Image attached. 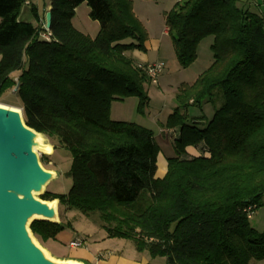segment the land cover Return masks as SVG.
<instances>
[{
  "label": "trees",
  "instance_id": "1",
  "mask_svg": "<svg viewBox=\"0 0 264 264\" xmlns=\"http://www.w3.org/2000/svg\"><path fill=\"white\" fill-rule=\"evenodd\" d=\"M24 3L0 0V100L14 89L27 127L72 158L68 193L42 199L98 213L107 238L131 240L164 264L263 261L264 231L249 215L264 206V11L253 13L241 0H183L165 13L182 67L196 60L203 38L214 43L211 66L178 88L168 126L181 125L172 140L179 155L160 178L152 131L110 118L114 101L137 98L140 110L148 102L149 78L126 55L147 40L133 1L50 0L49 41L39 25L19 20ZM83 3L100 24L95 38L72 24ZM203 103L218 106L212 119L185 124L179 111ZM186 144L198 156H186ZM65 227L43 219L30 225L42 244Z\"/></svg>",
  "mask_w": 264,
  "mask_h": 264
},
{
  "label": "rangeland",
  "instance_id": "2",
  "mask_svg": "<svg viewBox=\"0 0 264 264\" xmlns=\"http://www.w3.org/2000/svg\"><path fill=\"white\" fill-rule=\"evenodd\" d=\"M19 20L26 23H31L40 28V34L43 35L45 31L44 19L46 13V5L49 0H24ZM133 12L142 24L146 31L147 40L150 37L159 39L158 48L146 47L141 50L142 53H147L151 62L160 61L163 63V72L158 79V84L146 85V92L148 102L141 110L140 103L137 98H128L124 101H114L110 106V118L115 121L134 123L152 131L155 141L158 146L157 151V177H163L166 172L167 161L169 158L177 157L176 149L172 140L177 138L180 124L175 125L174 129L168 126L169 116L174 113L178 106L176 94L178 88L184 84L193 83L197 77L207 70L213 62L212 45L214 38L207 36L199 43L197 48V58L189 67H182L174 52L172 38L170 35H164L165 30V13L174 8L177 3L176 0H132ZM31 5L38 8L40 20L37 22L36 16L32 12ZM90 8L86 3L81 4L75 12L72 19V24L78 31L95 38L100 31V24L90 18ZM135 50L126 52L127 56H131ZM1 59V56H0ZM136 63V62H135ZM15 72L13 76H18ZM1 101H5L4 105L15 107L19 101L15 95L14 89L5 93L1 97ZM3 104V103H2ZM220 104V103H219ZM218 104V105H219ZM212 103H203L201 107L189 106L187 110H180L179 114L184 116V123L188 125L202 124L212 119L215 109ZM17 108V107H16ZM41 143L51 147V153H45L38 146H34L33 151L37 155L42 169L50 171L54 174L53 178L47 182L45 188L34 195V199L45 201L42 199L46 192L66 195L71 188L72 180L68 173L71 168L72 158L70 153L58 144L53 139L40 134ZM186 156H198L199 151L192 144L184 146ZM58 206V221L66 224V227L61 231L55 239L47 241L45 244L39 242L29 232L31 241L39 249H44L51 258L58 262H66L69 258L78 252H82L83 248H74L70 246V242L80 238L85 241L88 249L96 243L102 244V237L106 236V232L102 227L99 214L87 215L78 209H67L61 207L57 201ZM250 224L256 230L264 231V206L256 210L249 220ZM69 224V225H68ZM31 230V229H30ZM107 238V237H106ZM117 245L128 244L131 249H135V245L131 240L115 239ZM110 243H104L102 246L106 247ZM101 246V245H100ZM137 251V250H136ZM138 252V251H137ZM159 264L165 262V258L156 259ZM250 264H264L263 261L252 260Z\"/></svg>",
  "mask_w": 264,
  "mask_h": 264
},
{
  "label": "water",
  "instance_id": "3",
  "mask_svg": "<svg viewBox=\"0 0 264 264\" xmlns=\"http://www.w3.org/2000/svg\"><path fill=\"white\" fill-rule=\"evenodd\" d=\"M52 24L51 8L45 14V27ZM0 108V264H49L41 249L31 241L34 220H51L53 213L40 200L30 199L42 182L54 174L40 166L28 140L30 132L22 111L2 104ZM52 173V175L50 174ZM35 216H38L37 218ZM66 263V262H64Z\"/></svg>",
  "mask_w": 264,
  "mask_h": 264
},
{
  "label": "crops",
  "instance_id": "4",
  "mask_svg": "<svg viewBox=\"0 0 264 264\" xmlns=\"http://www.w3.org/2000/svg\"><path fill=\"white\" fill-rule=\"evenodd\" d=\"M242 4H244L250 11L256 14H262L264 11V0H241ZM48 4L46 5V10L48 11L50 7V0L47 1ZM46 11V13H47ZM45 13V14H46ZM164 35L168 34L167 28L163 31ZM146 42V47H152L157 49L159 39L155 37H150ZM145 47V48H146ZM138 66H145L149 64L156 63L155 61L151 62L149 59V55L147 53H142L139 50H135L133 54L130 56ZM160 62V61H157ZM162 63V62H161ZM58 211V206H57ZM58 213V212H57ZM54 220L53 222H57ZM102 244L96 243L92 249H88L86 247H82L84 250L82 252H78L77 254L71 256L68 261L66 262H73L76 264H159L156 259L151 258L146 253L137 252L135 249H131L128 244H121L117 245L114 242L115 239H109L102 237ZM104 243H110L108 246L103 247ZM101 245V246H100ZM164 264V263H163Z\"/></svg>",
  "mask_w": 264,
  "mask_h": 264
},
{
  "label": "bare ground",
  "instance_id": "5",
  "mask_svg": "<svg viewBox=\"0 0 264 264\" xmlns=\"http://www.w3.org/2000/svg\"><path fill=\"white\" fill-rule=\"evenodd\" d=\"M3 107L2 106V103H0V108ZM28 140L30 142V144L33 146H38L39 149H41L43 152L45 153H51L52 149L50 146L48 145H44L41 143V139H40V136L37 135L36 133L34 132H30L29 135H28ZM52 175V173H50ZM41 186H40V189L38 191H34L31 193L30 195V199H34V195L36 193H40L44 188L45 186L47 185V182H42L40 183ZM36 200V199H34ZM45 202V201H43ZM50 210L51 212L53 213V215L51 216V220H57L58 218V213H57V204L55 202H45L44 203ZM36 218L38 216H35ZM41 253L43 254V257L45 258V260L49 263V264H76V263H73V262H58V261H55L53 258L50 257V255L44 250V249H41Z\"/></svg>",
  "mask_w": 264,
  "mask_h": 264
},
{
  "label": "built area",
  "instance_id": "6",
  "mask_svg": "<svg viewBox=\"0 0 264 264\" xmlns=\"http://www.w3.org/2000/svg\"><path fill=\"white\" fill-rule=\"evenodd\" d=\"M177 2H182L183 0H176ZM47 30V29H46ZM49 30L45 31V33L43 35H41L44 39L46 40H50L51 39V35L48 32ZM142 69H144L145 73L147 74L148 78H149V82L152 84H158V79L160 77V75L163 72V68L164 65L161 62H156L153 64H149V65H145V66H140ZM249 218H252V214L249 215ZM70 246L74 247V248H82V247H86V243L84 240L77 238L74 241L70 242Z\"/></svg>",
  "mask_w": 264,
  "mask_h": 264
}]
</instances>
